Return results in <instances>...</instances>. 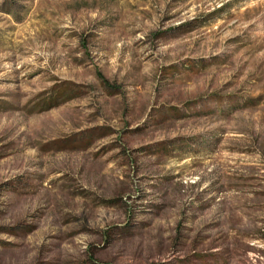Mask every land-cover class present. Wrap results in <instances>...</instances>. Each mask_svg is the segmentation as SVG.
Here are the masks:
<instances>
[{
  "label": "rangeland",
  "instance_id": "obj_1",
  "mask_svg": "<svg viewBox=\"0 0 264 264\" xmlns=\"http://www.w3.org/2000/svg\"><path fill=\"white\" fill-rule=\"evenodd\" d=\"M0 264H264V0H0Z\"/></svg>",
  "mask_w": 264,
  "mask_h": 264
},
{
  "label": "trees",
  "instance_id": "obj_2",
  "mask_svg": "<svg viewBox=\"0 0 264 264\" xmlns=\"http://www.w3.org/2000/svg\"><path fill=\"white\" fill-rule=\"evenodd\" d=\"M101 78V77H100ZM101 80H102V78H101Z\"/></svg>",
  "mask_w": 264,
  "mask_h": 264
}]
</instances>
